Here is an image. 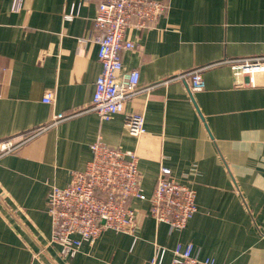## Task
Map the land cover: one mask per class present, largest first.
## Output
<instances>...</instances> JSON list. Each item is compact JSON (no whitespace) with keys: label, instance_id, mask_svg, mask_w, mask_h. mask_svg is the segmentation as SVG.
Masks as SVG:
<instances>
[{"label":"crops","instance_id":"crops-1","mask_svg":"<svg viewBox=\"0 0 264 264\" xmlns=\"http://www.w3.org/2000/svg\"><path fill=\"white\" fill-rule=\"evenodd\" d=\"M158 1L164 16L126 32L142 51L122 54L125 70L140 72L141 92L125 105L145 118L134 137L124 115L102 121L89 110L102 69L87 40L99 0H24L19 11L0 0V143L34 135L0 159V264H149L154 245L188 243L215 264H264V74L250 86L226 63L264 56V0ZM196 68L205 89L194 93L178 76ZM96 141L138 157L147 200L133 202L137 241L106 231L64 258L47 201L85 170ZM162 167L196 192L182 231L149 214Z\"/></svg>","mask_w":264,"mask_h":264},{"label":"built area","instance_id":"built-area-1","mask_svg":"<svg viewBox=\"0 0 264 264\" xmlns=\"http://www.w3.org/2000/svg\"><path fill=\"white\" fill-rule=\"evenodd\" d=\"M24 0H14L15 11ZM167 13L158 0H99L93 28L87 40L99 46L101 73L95 84L90 111L102 121L124 115V127L134 137L145 132L144 116L125 111L126 103L141 92L139 70H125L123 52H141L140 43L126 38L130 28L148 29ZM71 19V18H69ZM236 79L246 78L254 86L255 78L264 74V56L228 60ZM204 68H196L178 76L190 82L191 92L205 89ZM55 92H49L43 102L53 104ZM76 114H58L52 126ZM34 136V135H33ZM33 136L0 143V159L14 153ZM92 160L85 170L71 174L69 184L54 187L46 211L52 224V243L59 246L64 258L72 259L84 244H95L103 232L127 234L137 241L138 213L134 201L147 200L134 152L112 147L101 141L91 145ZM149 214L157 224H166L171 232L182 231L197 213L195 190L178 183L167 167H162L156 188L149 198ZM215 264L211 258L200 259L193 244L177 245L173 249L154 245L149 264Z\"/></svg>","mask_w":264,"mask_h":264}]
</instances>
